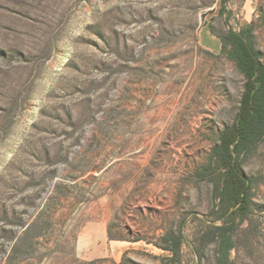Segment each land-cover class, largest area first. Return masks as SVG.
Returning <instances> with one entry per match:
<instances>
[{
  "label": "rangeland",
  "instance_id": "1",
  "mask_svg": "<svg viewBox=\"0 0 264 264\" xmlns=\"http://www.w3.org/2000/svg\"><path fill=\"white\" fill-rule=\"evenodd\" d=\"M230 30L264 62V0H0V264H220ZM240 161L231 264H264V139Z\"/></svg>",
  "mask_w": 264,
  "mask_h": 264
},
{
  "label": "trees",
  "instance_id": "2",
  "mask_svg": "<svg viewBox=\"0 0 264 264\" xmlns=\"http://www.w3.org/2000/svg\"><path fill=\"white\" fill-rule=\"evenodd\" d=\"M251 28V27H250ZM251 30L237 33L230 30L220 36L223 52L233 61L243 75L245 84L239 113L232 126L225 128L218 144L213 148L210 163L203 169V176H210L215 184V199L226 204L228 216L221 224L207 232L217 243L220 264H231V252L235 248L234 234L245 218L251 197V185L247 180L240 157L251 152L264 139V62L255 49ZM238 216L241 219L238 220ZM164 248L177 256L180 243L174 239ZM170 264H178L171 260Z\"/></svg>",
  "mask_w": 264,
  "mask_h": 264
}]
</instances>
